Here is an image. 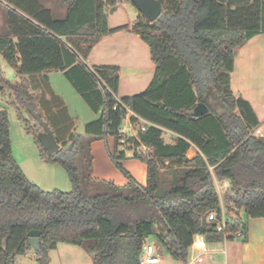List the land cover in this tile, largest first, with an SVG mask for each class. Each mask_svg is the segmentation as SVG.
Wrapping results in <instances>:
<instances>
[{
	"label": "trees",
	"instance_id": "1",
	"mask_svg": "<svg viewBox=\"0 0 264 264\" xmlns=\"http://www.w3.org/2000/svg\"><path fill=\"white\" fill-rule=\"evenodd\" d=\"M4 1L23 14L9 11L7 35L0 36L4 60L19 65L18 76L26 83L43 73H64L100 117L78 135V123L50 89L47 100L46 94L30 92L32 82L7 83L14 92L8 105L21 120L26 111L36 123L29 131H42L34 110L54 132L60 150L48 156L36 139L40 156L65 170L72 191L45 192L27 179L13 156L8 112L1 108L0 264H17L34 251L32 231L41 233L38 264H50V252L59 244L83 248L93 264H139L150 236L174 257H186L195 236L209 244L224 240L207 217L220 213L217 186L225 183L226 205L246 215L244 222L228 209L230 230L243 228L247 237L248 220L264 219V138L253 134L262 123L231 89L236 49L264 34V0H156L162 14L155 22L140 13L133 24L115 28L109 27L108 12L120 0H67L64 19L54 18L39 0ZM122 32L149 46L156 73L144 92L118 102L120 69L89 68L85 61L102 38ZM199 103L209 114L194 115ZM129 111L131 121L149 126L122 147L119 130ZM164 130L177 136L173 143L164 141ZM108 138L114 139L110 158L129 181L124 187L89 175L92 143ZM193 147L197 155L188 159ZM143 148L147 156L138 151ZM127 151L147 165L146 186L122 165Z\"/></svg>",
	"mask_w": 264,
	"mask_h": 264
},
{
	"label": "crops",
	"instance_id": "2",
	"mask_svg": "<svg viewBox=\"0 0 264 264\" xmlns=\"http://www.w3.org/2000/svg\"><path fill=\"white\" fill-rule=\"evenodd\" d=\"M67 0H39V2L52 12L56 19H64L68 7ZM51 3V4H50ZM3 8L8 11L16 10L13 6L0 0V27H6L8 19L1 12ZM23 15V14H22ZM133 24V22H131ZM130 23V24H131ZM109 24V18H108ZM110 25V24H109ZM115 28V27H114ZM85 64L92 68L94 66H115L120 69V82L117 94L118 99L133 96L144 92L152 83L156 65L152 61L149 46L132 32H122L113 36L102 38L96 44ZM18 66L13 67L18 76ZM59 72L43 73L31 77L35 91L44 94V89L52 91V95L61 98L65 106L66 100L61 97V93L55 90L51 83V75ZM231 89L236 97H241L249 102L253 107L259 121L264 124L260 116L264 111V34L258 35L247 41L243 46L236 49L234 70L231 74ZM43 91V92H42ZM47 100H51V94L47 95ZM67 107V106H66ZM58 112V110H55ZM69 116L79 124L84 125L99 119L100 115L95 114L88 119H82L78 112ZM164 141L167 144L173 143L177 136L172 132L164 130ZM114 151V139L108 138L106 141H96L91 145L93 157L92 170L90 176L94 179L113 182L118 187L126 186L129 181L115 167L110 152ZM198 150L193 147L187 153L188 159H193ZM124 168L141 185L146 186L148 168L141 160L131 158V153H126V159L121 162ZM226 243H221L216 249H226V256L221 255L219 260L226 261L227 264H264V219H249L246 241L239 240L238 244H231L226 248ZM28 252L24 257L35 254ZM52 252H57L60 264H93L92 257L83 248L69 244H59L56 250L50 252V264H54ZM36 256V254H35ZM18 264V260H17Z\"/></svg>",
	"mask_w": 264,
	"mask_h": 264
},
{
	"label": "rangeland",
	"instance_id": "3",
	"mask_svg": "<svg viewBox=\"0 0 264 264\" xmlns=\"http://www.w3.org/2000/svg\"><path fill=\"white\" fill-rule=\"evenodd\" d=\"M1 12L5 14L7 19L9 18V11L7 9L3 8ZM139 16V10L131 3V1L120 0L116 9L110 10L108 12L110 24L109 27L114 28L130 24L131 22L134 23ZM7 32V26L0 27V36H6ZM30 82L32 81L26 83L24 80H22V78L17 77L15 69L4 60L2 54L0 53V103L8 105V103H13L14 101V99L11 98V95L14 92L10 89L7 83H24L30 85ZM51 83L53 88L61 93V97L63 98V100L65 98L67 104V111H70L71 113L78 112L81 118L85 120L90 118V116L94 115V112L89 108L83 98L78 94V92L66 78L64 73L59 72L51 75ZM31 84L32 87L30 89V92L35 93V89L33 88V82ZM41 88L44 89V95L46 94L45 96L47 97L48 94L46 87L43 86ZM39 91L37 95H41V92ZM9 107L10 109L7 110V112L10 123V135L12 141L13 156L16 162L23 170L27 179L30 182L39 186L45 192H52L54 190H59L65 193L71 192L72 185L65 170L60 165L50 164L41 158L40 148L36 142V139L38 140L39 133L36 134L29 131V129H35L36 123L33 122V120L30 118L29 114L26 111H22V116L26 121L25 122L19 118L18 111L14 106ZM260 116L263 118L262 122L264 123V111L260 114ZM76 125L77 124H75L73 128H77ZM76 165L78 167L80 166V158L77 159ZM240 216L242 220L246 222V215L244 211H241ZM146 241L150 244L156 245H158L159 243L155 236L148 237ZM238 241L239 240L227 241L226 248L229 249L232 243H234L235 245L238 244ZM162 255V259L166 263L173 262L172 259H170L167 251L163 249ZM51 256L54 261V264H60L57 257V252H52ZM18 264H38L37 257L35 256V254H30L27 257L21 256L18 258Z\"/></svg>",
	"mask_w": 264,
	"mask_h": 264
},
{
	"label": "built area",
	"instance_id": "4",
	"mask_svg": "<svg viewBox=\"0 0 264 264\" xmlns=\"http://www.w3.org/2000/svg\"><path fill=\"white\" fill-rule=\"evenodd\" d=\"M118 102H120V99H118ZM132 116L133 114L129 111L119 130V140L122 147L126 145L129 139L136 138L139 132H145L149 126V124L142 119H138L136 122L131 121ZM253 134L257 138H264V124L259 126ZM138 151L144 156L148 155L145 148L138 149ZM129 153L132 152L130 151ZM217 187L221 201V211L220 213L211 212L208 215L207 220L208 222L216 224V232L224 237L222 242L209 244L204 237L195 236L187 256L176 258L164 249L160 243H158V245L150 244L145 240L139 256V264H227L226 261L219 260L221 255L226 256V249H216V245L218 246L229 240H244L246 237V231L243 228H238L235 231L230 230L228 209L231 210L232 215L235 216L240 215L241 212L233 204L226 205L225 203L229 184L225 183L223 185H218ZM162 249L167 251L170 259L173 261L172 263H166L162 259Z\"/></svg>",
	"mask_w": 264,
	"mask_h": 264
},
{
	"label": "water",
	"instance_id": "5",
	"mask_svg": "<svg viewBox=\"0 0 264 264\" xmlns=\"http://www.w3.org/2000/svg\"><path fill=\"white\" fill-rule=\"evenodd\" d=\"M131 3L139 10V12L147 19L149 23L155 22L162 14V5L156 0H129ZM1 88V86H0ZM0 107L4 110H9L10 107L4 103H0ZM33 118L42 127V131L38 134V140L41 143L43 149L48 156H53L56 154L61 146L57 142L56 136L50 126L43 120L42 116L36 113L34 110L30 111ZM209 114L208 107L199 103L194 108V115L197 117H202ZM86 133L84 123H80L76 134L84 135ZM40 236L39 231H32L29 233V245L33 248L35 252L40 249Z\"/></svg>",
	"mask_w": 264,
	"mask_h": 264
}]
</instances>
